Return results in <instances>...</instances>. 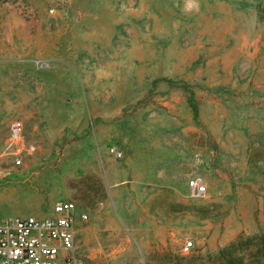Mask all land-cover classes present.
Returning a JSON list of instances; mask_svg holds the SVG:
<instances>
[{
    "label": "rangeland",
    "instance_id": "374dc122",
    "mask_svg": "<svg viewBox=\"0 0 264 264\" xmlns=\"http://www.w3.org/2000/svg\"><path fill=\"white\" fill-rule=\"evenodd\" d=\"M0 161V218L74 202L89 264H223L264 230V0H0Z\"/></svg>",
    "mask_w": 264,
    "mask_h": 264
},
{
    "label": "built area",
    "instance_id": "2783aa9c",
    "mask_svg": "<svg viewBox=\"0 0 264 264\" xmlns=\"http://www.w3.org/2000/svg\"><path fill=\"white\" fill-rule=\"evenodd\" d=\"M11 143H22V124L15 120L9 125ZM29 151L35 149L28 145ZM111 152L121 155L114 148ZM16 165L21 160L15 161ZM0 161V168H1ZM192 196L206 192L202 178L193 177L187 182ZM88 214L78 211L70 200L56 201L49 214L0 218V264H89L78 248L76 225L86 222ZM192 242L185 241L183 250Z\"/></svg>",
    "mask_w": 264,
    "mask_h": 264
},
{
    "label": "trees",
    "instance_id": "16d2710c",
    "mask_svg": "<svg viewBox=\"0 0 264 264\" xmlns=\"http://www.w3.org/2000/svg\"><path fill=\"white\" fill-rule=\"evenodd\" d=\"M218 259L223 264H264V230L239 235L219 251Z\"/></svg>",
    "mask_w": 264,
    "mask_h": 264
},
{
    "label": "clouds",
    "instance_id": "9594fccd",
    "mask_svg": "<svg viewBox=\"0 0 264 264\" xmlns=\"http://www.w3.org/2000/svg\"><path fill=\"white\" fill-rule=\"evenodd\" d=\"M193 3H195V0H193ZM191 6V5H190Z\"/></svg>",
    "mask_w": 264,
    "mask_h": 264
}]
</instances>
